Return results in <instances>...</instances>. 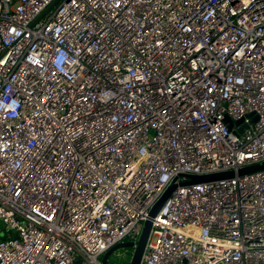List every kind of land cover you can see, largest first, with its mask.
Masks as SVG:
<instances>
[{
	"label": "built area",
	"instance_id": "1",
	"mask_svg": "<svg viewBox=\"0 0 264 264\" xmlns=\"http://www.w3.org/2000/svg\"><path fill=\"white\" fill-rule=\"evenodd\" d=\"M54 1L0 0V264H103L174 181L141 264H264V0Z\"/></svg>",
	"mask_w": 264,
	"mask_h": 264
},
{
	"label": "water",
	"instance_id": "2",
	"mask_svg": "<svg viewBox=\"0 0 264 264\" xmlns=\"http://www.w3.org/2000/svg\"><path fill=\"white\" fill-rule=\"evenodd\" d=\"M62 0H55L47 9L46 11L38 17L36 22H39L41 19H43L47 14H49ZM226 122L229 124V128L232 129L233 122L230 120V118H226ZM238 124L241 123V121L237 122ZM264 170V163L253 165L250 167H246L242 170H240L237 175L244 176L248 174H252L258 171ZM235 172H224V173H218V174H211V175H188L186 176L190 181L187 183H182L181 185H191V184H198V183H204V182H212L217 181L221 179L226 178H232L235 177ZM176 181H174L170 187L166 190V192L162 195L160 200L156 203L154 208L151 210L148 219L143 223V228L141 235L139 239L136 242H124L116 245L112 249H110L102 258L103 264H109V257L112 255L113 252L120 248H130L133 249V256L130 264H141V261L143 259L147 243L149 241V237L152 231L153 227V220L161 210V208L164 206L166 201L169 199V197L172 195V193L177 188Z\"/></svg>",
	"mask_w": 264,
	"mask_h": 264
},
{
	"label": "rangeland",
	"instance_id": "3",
	"mask_svg": "<svg viewBox=\"0 0 264 264\" xmlns=\"http://www.w3.org/2000/svg\"><path fill=\"white\" fill-rule=\"evenodd\" d=\"M0 227L2 224L0 223ZM133 249L120 248L109 257V264H130L133 256Z\"/></svg>",
	"mask_w": 264,
	"mask_h": 264
}]
</instances>
